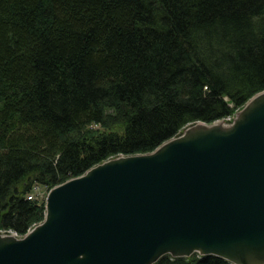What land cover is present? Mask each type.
Returning a JSON list of instances; mask_svg holds the SVG:
<instances>
[{
  "label": "trees",
  "instance_id": "trees-1",
  "mask_svg": "<svg viewBox=\"0 0 264 264\" xmlns=\"http://www.w3.org/2000/svg\"><path fill=\"white\" fill-rule=\"evenodd\" d=\"M262 89L264 0H0V229L44 218L36 183L152 150Z\"/></svg>",
  "mask_w": 264,
  "mask_h": 264
},
{
  "label": "water",
  "instance_id": "water-1",
  "mask_svg": "<svg viewBox=\"0 0 264 264\" xmlns=\"http://www.w3.org/2000/svg\"><path fill=\"white\" fill-rule=\"evenodd\" d=\"M215 254L264 264V89L53 185L44 218L0 229V264H156Z\"/></svg>",
  "mask_w": 264,
  "mask_h": 264
},
{
  "label": "rangeland",
  "instance_id": "rangeland-1",
  "mask_svg": "<svg viewBox=\"0 0 264 264\" xmlns=\"http://www.w3.org/2000/svg\"><path fill=\"white\" fill-rule=\"evenodd\" d=\"M48 191L49 188L47 186H45L44 184L36 183L32 192L34 197L46 198Z\"/></svg>",
  "mask_w": 264,
  "mask_h": 264
},
{
  "label": "built area",
  "instance_id": "built-area-1",
  "mask_svg": "<svg viewBox=\"0 0 264 264\" xmlns=\"http://www.w3.org/2000/svg\"><path fill=\"white\" fill-rule=\"evenodd\" d=\"M28 196H29V197H33V192H31Z\"/></svg>",
  "mask_w": 264,
  "mask_h": 264
}]
</instances>
